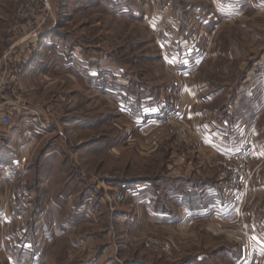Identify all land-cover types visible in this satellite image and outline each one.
Instances as JSON below:
<instances>
[{
  "label": "rangeland",
  "instance_id": "1",
  "mask_svg": "<svg viewBox=\"0 0 264 264\" xmlns=\"http://www.w3.org/2000/svg\"><path fill=\"white\" fill-rule=\"evenodd\" d=\"M24 1L0 0V107L13 117L1 143L0 239L16 244L4 247L11 261L0 264H34L32 241L67 234L109 244L117 264H236L239 255L248 264L264 253V240L245 227L201 220L173 230V160L201 138L182 114L187 98L176 69L202 58L167 50L145 7L149 14L154 3L162 11L171 4L209 18L212 43L186 34L180 44L208 43L217 55L195 78L235 96L241 68L264 64V0H36L34 17L22 21ZM230 168L247 196L252 166ZM66 190L75 198L65 199Z\"/></svg>",
  "mask_w": 264,
  "mask_h": 264
},
{
  "label": "crops",
  "instance_id": "2",
  "mask_svg": "<svg viewBox=\"0 0 264 264\" xmlns=\"http://www.w3.org/2000/svg\"><path fill=\"white\" fill-rule=\"evenodd\" d=\"M162 6L160 3L155 6L154 3V10L148 14L150 5H146V21L157 25L151 29L167 36L169 44L172 41V47L167 43L166 49L172 54H175V50L181 54L185 51L184 56L194 51L192 53L198 54V59L199 56L202 58L194 67L185 63L178 65L176 69L181 74V83L187 98L182 105V114L192 123L195 131L201 134V138L200 142L185 147L182 153H178V161L177 158L173 160L176 177L169 189V197L178 204V207L172 209L173 230L180 231L185 224L196 227L201 220L207 223L216 221L237 229L245 227L252 238L264 240V64L248 62L241 68L235 85V96L227 89H221L219 93L216 89L211 90L209 82L203 78L199 80L195 75L206 58L216 57L217 53L211 47L205 46L208 43L200 45L199 48L194 43V50L191 48L194 44L190 41L188 44H185L187 41L180 44V40L188 38L186 34H190L189 39L205 37L212 43L215 31L204 29L210 22L209 18L199 14L198 9L193 14L186 15L185 11L171 9V4H168L165 11L161 10ZM216 25L220 26L217 22ZM190 27H195V30L190 32ZM175 40H179L176 47ZM188 46L190 48H186ZM256 74L261 80L252 77ZM222 86L223 84L220 85ZM255 87L262 90L259 98L255 96L256 91H253ZM8 137L5 133L4 139L0 140V156L3 155L1 143L8 142ZM225 157L230 160L224 162ZM246 163L253 168L252 183L247 196L245 192L240 193L230 168V165L239 167V164ZM235 196L238 199L233 201ZM64 198H75V195L66 190ZM170 210L169 208L161 215L170 213ZM180 217L181 220L185 217L188 222L177 221ZM63 227L61 231L68 233L74 225ZM65 236L67 238L61 241L53 238L32 241L29 254L32 255L34 264H117L110 252L107 255L108 251H105L109 244L104 248L97 239L82 240L74 239L68 234ZM15 245V241L13 244L10 240L0 239L1 263L11 261L4 247ZM245 260V255H239L236 264H244ZM251 263L264 264V253L259 252L256 257L253 256Z\"/></svg>",
  "mask_w": 264,
  "mask_h": 264
},
{
  "label": "built area",
  "instance_id": "3",
  "mask_svg": "<svg viewBox=\"0 0 264 264\" xmlns=\"http://www.w3.org/2000/svg\"><path fill=\"white\" fill-rule=\"evenodd\" d=\"M37 6H38V4H37L36 0H25L18 8V11H17L18 19L22 20V21L32 20V18L35 15V9ZM41 12H44V13L49 12L48 4H46L44 7H42ZM47 17H48L47 15L44 16L42 18V21H40V22L44 23L47 20ZM45 46L47 47V46H49V44L46 43ZM12 120H13L12 113L9 111H5L2 107H0V140L4 139L5 133L11 128ZM241 165H244V164H241ZM239 177L241 178L242 183H247V181H248L247 171L240 174ZM239 177H237V178L239 179ZM25 193H26L25 188H22L21 190H19V196L21 194H24L21 196V197H23V196H25ZM262 244L263 243L261 242V244L260 245L257 244L256 247L259 250L263 251Z\"/></svg>",
  "mask_w": 264,
  "mask_h": 264
}]
</instances>
